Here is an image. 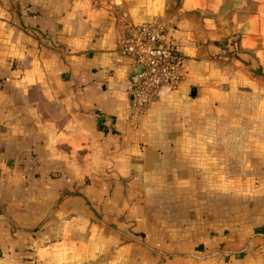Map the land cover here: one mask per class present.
Instances as JSON below:
<instances>
[{"label": "crops", "instance_id": "1", "mask_svg": "<svg viewBox=\"0 0 264 264\" xmlns=\"http://www.w3.org/2000/svg\"><path fill=\"white\" fill-rule=\"evenodd\" d=\"M152 17L185 59L137 112ZM0 264H264V0H0Z\"/></svg>", "mask_w": 264, "mask_h": 264}, {"label": "built area", "instance_id": "2", "mask_svg": "<svg viewBox=\"0 0 264 264\" xmlns=\"http://www.w3.org/2000/svg\"><path fill=\"white\" fill-rule=\"evenodd\" d=\"M162 17L131 22L125 20L121 50L133 56L136 81L131 85L135 111L142 112L162 86L176 87L182 76L184 56Z\"/></svg>", "mask_w": 264, "mask_h": 264}, {"label": "rangeland", "instance_id": "3", "mask_svg": "<svg viewBox=\"0 0 264 264\" xmlns=\"http://www.w3.org/2000/svg\"><path fill=\"white\" fill-rule=\"evenodd\" d=\"M222 196H224V195H222ZM242 203H244V201Z\"/></svg>", "mask_w": 264, "mask_h": 264}]
</instances>
